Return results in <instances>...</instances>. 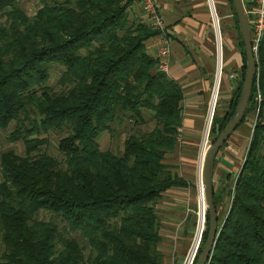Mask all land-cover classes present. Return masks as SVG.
<instances>
[{"label":"trees","instance_id":"16d2710c","mask_svg":"<svg viewBox=\"0 0 264 264\" xmlns=\"http://www.w3.org/2000/svg\"><path fill=\"white\" fill-rule=\"evenodd\" d=\"M41 2L29 16L16 0H0V128L29 121L13 132L24 140L25 155L8 150L0 157V264H164L154 204L187 182L164 162L182 125L184 89L147 51L159 31L129 21L123 0ZM228 3L242 65L227 106L214 107L212 140L234 115L245 71L238 20ZM255 58L237 126L254 115L246 155L233 183L230 172L221 174L220 185L213 182L219 228L209 264H264V34ZM52 63L64 67L60 92L45 85ZM142 109L156 120L150 131L128 134L120 154L100 148L98 136L112 132L120 114L142 121ZM63 128L68 134L58 141L59 161L41 150L45 138L31 135ZM40 210L80 231L91 252L85 256L75 239L61 237L52 220L37 219Z\"/></svg>","mask_w":264,"mask_h":264},{"label":"rangeland","instance_id":"374dc122","mask_svg":"<svg viewBox=\"0 0 264 264\" xmlns=\"http://www.w3.org/2000/svg\"><path fill=\"white\" fill-rule=\"evenodd\" d=\"M46 1L52 2L53 0ZM16 2L29 16H32L35 11L42 6L41 0H16ZM213 2L218 16L222 61L221 77L215 106L217 105L219 108L223 109L227 106L228 99L231 96V91L236 82L235 77L237 76L238 79L241 73V70L234 69L236 66H226L225 64L227 52L225 33L230 34L235 42L237 41L238 34L234 27V21L228 0H213ZM205 4L209 23L203 27V29L206 30L203 37L198 34L199 39H197L198 37L193 39L192 37L180 36L181 39L175 40L177 42L174 44L173 40L170 38L171 49L173 44L174 48H178L184 56L191 60L190 64H192V69L187 71L185 76L187 78L186 83L193 85H187L186 88L202 86L206 89V98L204 103L197 101L198 105L196 106L194 102L185 100L184 97L181 102L183 111L185 112L188 110L190 106H196L200 117L197 121V126L192 128V131H187L182 125H180L182 127L181 140L178 141L177 138H175L176 145L174 149L168 151L165 155L164 162L168 164L172 172L185 178L187 186L172 187L168 189L154 204L157 216V229L161 235V241L157 248L164 264H182L185 255L190 249L196 234L199 219H201L202 216V206L199 197V156L205 128L208 123L209 107L211 104L210 98L214 86L217 66L216 29L213 25L207 0H205ZM126 11L129 21H134L129 17V12H131V10ZM4 19L5 17L0 13V24L4 22ZM142 21L148 23L145 16ZM186 28L190 30L191 26ZM200 28L201 27L197 25L196 30L198 31ZM154 45L156 47V44ZM200 58L202 59L200 60ZM200 64L202 65L200 66ZM63 70L64 67L62 65L52 63L50 65V75L45 85L55 92L64 90L65 87L59 82ZM201 81L203 83L202 85H200ZM194 82L196 83L194 84ZM197 109H194L195 112ZM142 114V121L139 119H137V121L130 119L127 114H120L119 117H121L122 122H114L112 124V132L104 131L98 136L97 141L100 148L102 150H110L114 153L120 154L123 149V140L128 134H141L150 131L154 127L156 120L153 117L152 112L147 109H142ZM254 120V115H252L246 124L233 131L227 139L226 145L221 147L218 151L214 162V186L220 185V176L222 173H225V171H230L231 182L233 183L246 155ZM20 124L29 127V121L21 119L20 121L13 120L7 127L0 128V157L3 152L8 150L14 151L19 156L25 155L26 146L24 140L22 138H13V132L18 126H20ZM67 134L68 131L66 128L50 129L47 131L41 130L39 133L32 134L31 137L45 138L46 142L40 144L41 150L60 161L64 158V155L58 149V141ZM207 137L206 145L208 147V145L212 143V138L209 134ZM2 179L3 174L0 165V180ZM229 201L230 198L226 196L221 206L222 213L226 212ZM203 205L205 207V204ZM37 219L45 221L52 220L57 224L61 237L75 239L80 246L83 247L85 256L91 252L86 243V239L82 236L81 232L70 230L64 225L65 223L53 215V213L46 210H40L37 214ZM204 221L206 222V220ZM2 251L3 245L0 241V255ZM177 258H180L179 263H177Z\"/></svg>","mask_w":264,"mask_h":264},{"label":"crops","instance_id":"0c3cea01","mask_svg":"<svg viewBox=\"0 0 264 264\" xmlns=\"http://www.w3.org/2000/svg\"><path fill=\"white\" fill-rule=\"evenodd\" d=\"M154 2L158 6L161 14L164 17V20L167 24L168 35L170 36L171 40H173V44L177 42L175 40L181 39L180 36H186L190 38L192 37L193 39L198 37L197 39H199V36L203 37L205 35L206 30L203 29V27H205V25H208L209 23L205 0H154ZM129 17L131 20L134 21L143 20L144 18L143 13L138 6H134L131 9V12H129ZM197 25L201 27L200 30L198 31L196 30ZM189 26H191L190 30L186 28ZM225 40H226V49H227L225 64L226 66L228 65L236 66L234 69L240 70L242 65L240 46L237 41L235 42L232 39V36H230V34L225 33ZM173 44L171 49L170 68L166 74H168L169 77L178 81L182 85L184 89L185 100H190L194 102L196 106L198 105L197 101H199L200 103H204L206 98L205 88H203L202 86L200 87L192 86L191 88H186L187 85L190 86L193 85L186 83L187 78L185 76L187 71H190L192 69V64H190L191 60L188 59L186 56H184L178 48H174ZM146 48L150 54L154 55L155 45L151 41V39L147 41ZM201 59L202 58H200V60ZM201 65L202 64H200V66ZM220 68H221V60L219 59L218 73L216 78V84L214 86L215 88L211 100L210 110L212 108L213 103H215L216 101L217 90L221 77ZM235 78H237V76ZM195 83L196 82H194V84ZM202 84L203 83L201 81L200 85ZM196 106H190L188 110H186L185 112L183 111L182 126L187 131H192V128L197 126V121L200 116ZM194 109H197V111L195 112ZM209 117H208V122H209ZM207 133H208V123H207V127L205 128L200 156H199L200 168L204 153L207 149V145H206L208 138ZM225 172H230V171H225ZM199 175H200V169H199ZM200 201L202 203V207H204L203 204H205V201H204L203 192H201V190H200ZM179 261L180 258H177V263H179Z\"/></svg>","mask_w":264,"mask_h":264},{"label":"water","instance_id":"95a60500","mask_svg":"<svg viewBox=\"0 0 264 264\" xmlns=\"http://www.w3.org/2000/svg\"><path fill=\"white\" fill-rule=\"evenodd\" d=\"M234 12L236 14L238 20L239 31L241 34L242 42H243V52L245 55V71L243 76V82L241 85V90L238 98L237 105L235 107L234 115L227 121L222 131L218 134L216 139L212 140V143L208 145L201 164V184L205 199V209L208 214V226L207 233L204 244L196 257L194 264H209L211 253L213 250L215 238L218 232V217L216 208L213 202V194H214V186H213V174H214V162L217 156L218 151L233 133V131L237 128L239 123L241 122L247 104L249 102L252 84L254 80V76L257 72V62L255 58V52L252 48L250 31L248 27L247 17L245 14L244 6L242 0H231ZM217 33V32H216ZM216 51H217V66L215 72V80L214 86L216 84V78L218 73V61L221 59L219 54L218 44L216 43ZM221 71V68H220ZM212 89L210 102L213 97L214 87ZM211 106V104H210ZM215 103H213L212 108L210 110L209 107V122H208V133L210 129V124L213 116Z\"/></svg>","mask_w":264,"mask_h":264},{"label":"built area","instance_id":"2783aa9c","mask_svg":"<svg viewBox=\"0 0 264 264\" xmlns=\"http://www.w3.org/2000/svg\"><path fill=\"white\" fill-rule=\"evenodd\" d=\"M210 15L213 20L214 28L216 29V43L218 44L219 54L221 56V36L218 28V16L215 10L213 0H207ZM245 14L247 17L248 27L250 31V38L254 52L257 50L258 44L264 34V0H242ZM126 4V10H131L134 6H138L145 16L148 23L159 33L151 38V41L156 44L154 57L157 60V68L165 73L170 68L171 57V40L168 35L167 24L161 14L158 6L154 0H123ZM150 40V39H149ZM221 60V59H220ZM222 65V61H221ZM222 68V67H221ZM182 137V127L176 128V138L178 141ZM201 170V168H200ZM200 190L203 192L201 184V172L199 175V197ZM202 206V203H201ZM206 209L202 207V216L199 219L195 237L192 241L190 249L188 250L182 264H194L198 250L200 247L203 231L206 228L205 221ZM205 227V228H204Z\"/></svg>","mask_w":264,"mask_h":264},{"label":"bare ground","instance_id":"6f19581e","mask_svg":"<svg viewBox=\"0 0 264 264\" xmlns=\"http://www.w3.org/2000/svg\"><path fill=\"white\" fill-rule=\"evenodd\" d=\"M203 196H204V194H203ZM204 201H205V199H204Z\"/></svg>","mask_w":264,"mask_h":264}]
</instances>
